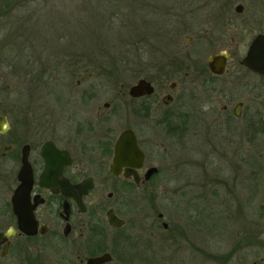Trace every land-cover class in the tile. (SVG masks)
I'll return each mask as SVG.
<instances>
[{"label": "flooded vegetation", "instance_id": "flooded-vegetation-1", "mask_svg": "<svg viewBox=\"0 0 264 264\" xmlns=\"http://www.w3.org/2000/svg\"><path fill=\"white\" fill-rule=\"evenodd\" d=\"M254 6L247 10V0H149L146 29L166 36L175 53L144 63L134 50L128 81L62 68L68 73L37 78L49 101L21 104L16 123L0 112L6 123L0 131V264H88L104 254L109 259L99 264H112L130 247L149 250L159 228L166 230L176 216L161 201L184 191L182 183L172 187L160 163L187 161L190 141L197 156L201 131L214 156H225L232 131L244 138L264 123L227 77L229 51L244 43L247 49L264 35V0ZM185 34L195 51L226 54L220 73L208 68L209 55L202 60L181 52ZM242 56L236 65L264 78L242 66ZM139 80L150 91L131 94ZM125 130L136 152L128 153V164L123 156L114 165L115 141ZM250 235L243 236L245 248L259 249L250 264H264V240ZM246 255L237 264H247Z\"/></svg>", "mask_w": 264, "mask_h": 264}, {"label": "rangeland", "instance_id": "rangeland-1", "mask_svg": "<svg viewBox=\"0 0 264 264\" xmlns=\"http://www.w3.org/2000/svg\"><path fill=\"white\" fill-rule=\"evenodd\" d=\"M146 3L148 0L144 1V6L134 7L131 13L130 6L127 8L122 4L108 30L99 24L94 27L86 20L87 9L81 0H34L21 11L14 12L16 16L5 21L0 29L2 37L3 32L8 33L5 41L7 47L12 48V51L8 49L7 59L0 57V112L6 114L8 122L16 123L17 108L24 106L21 104L33 107L49 101L48 94L41 92L43 87L36 81L39 76L56 74L54 67L49 68L46 63L50 54L60 55L59 64L64 67L79 58L78 52L89 46L91 38H94L95 47H101L106 56L112 57L110 63L118 66H110L106 72L113 67V74L130 80L133 54L128 62L118 57L128 48L130 33L127 32V21L124 22L125 18L121 21L120 17L129 14L126 18L132 20L133 25L134 19L147 20ZM254 7V0H247V10ZM119 28L122 29V38L117 39ZM134 34L132 31V39ZM253 34L254 30L248 32L245 39L248 41ZM186 35L180 42L183 45L181 52L186 51L191 57L202 60L214 52L209 48L195 51L192 44H186ZM166 38L149 35L141 61L145 63L175 53ZM2 47H5L4 43L1 50ZM245 49L246 43L237 51H229L230 72L227 77L232 80V91L264 115V78L249 74L236 65V58L244 55ZM240 134L241 131H232L224 148L226 155L214 156L206 141L208 137L201 131L197 156L191 155L190 141L185 146V150L191 152L185 157L187 161L160 163L162 172H169L172 187L180 183L184 187L180 198L176 193H168L166 200L161 201L165 202L164 209L175 213L176 216H172L174 221L167 220L166 230L159 228L149 250L141 245L130 247L112 264H237L244 253L247 254V264L257 259L255 253L259 249L255 246L245 248L242 239L254 230L253 235L264 240V123L258 131L249 128L244 138H240ZM257 231L260 233L256 235Z\"/></svg>", "mask_w": 264, "mask_h": 264}, {"label": "trees", "instance_id": "trees-1", "mask_svg": "<svg viewBox=\"0 0 264 264\" xmlns=\"http://www.w3.org/2000/svg\"><path fill=\"white\" fill-rule=\"evenodd\" d=\"M31 1H34V0H0V29H3L2 26H4L5 21L12 20L16 16L14 12L21 11ZM81 1L82 3L85 4V7L87 9L86 10L87 11L86 20L89 23H91L94 27H95V24H99L100 27H103V28L105 27V29L108 30L109 29L108 26H110L109 23H111L112 20L116 19L117 10L122 9V4H123V7L126 6L127 8H129L130 6L129 12L131 13L134 11V7L138 5L144 6L145 0H81ZM147 4L148 3H146L145 6H147ZM123 15L124 17H122ZM128 15L129 14L127 13L121 14V17H120L121 21H123L122 18H125L124 22L127 21L125 23L127 24V32L128 33L130 32L128 36L129 42H127L128 48H125V45H124L125 49L118 56L121 58V59L119 58V60H122L123 58L126 62L129 61V57L133 54L134 50L139 51L140 53L143 51L142 49L144 48L145 45H147L148 36L150 35L146 29L145 20L136 21L134 19V25H133V21L130 20L129 18H126ZM123 24L124 23L122 22L121 24L122 29L124 27ZM94 27L93 29H95ZM6 28H8V26ZM121 28L118 29L119 36L117 37V39L122 38ZM132 31H134L135 33L134 39H132V35H131ZM2 35H4V37L0 35L1 36L0 46L4 43L5 47H2V50L0 48V50L2 51V53H0V57L3 59H7L6 57L10 54V52L8 51L11 50L12 48L11 49L8 48L7 47L8 44H6L7 41H5L8 37V33L3 32ZM94 42H95L94 38H91L89 46L86 48L82 47L83 49H81L80 52H78L77 57L79 58L74 59L73 62L67 63L66 65H64V67H62L59 64L61 63L60 62L61 56L56 55L55 53L50 54L49 60H47L46 63L48 66H50L49 68L54 67L55 71L53 70V72H55L56 74L68 73V72H62L60 70L56 71V69H59V68L74 69L76 67L84 68V73H96V74L112 73V71L117 65L110 63V61L112 60V57L109 55L106 56L104 50L101 47H98V46L95 47ZM118 42H123V41H118ZM3 51H5V54H3ZM103 59H105L106 61H104ZM107 59L108 60L110 59V60L107 61ZM79 61H82L81 65ZM110 66H113L114 68L112 67L111 69H109L108 72H106V70L105 71L103 70V69H108ZM114 72H116V70ZM254 232L255 231L252 230L249 232V234H253Z\"/></svg>", "mask_w": 264, "mask_h": 264}, {"label": "water", "instance_id": "water-1", "mask_svg": "<svg viewBox=\"0 0 264 264\" xmlns=\"http://www.w3.org/2000/svg\"><path fill=\"white\" fill-rule=\"evenodd\" d=\"M226 54L225 53H218V54H211L208 56L207 65L211 72L213 73H220L223 69L225 64ZM240 64L244 66L246 69L257 73V74H264V35L258 34L256 35L252 41L249 43L244 55L240 59ZM150 86L147 82L143 80H139L134 86L130 87L129 92L131 94H140L143 92H149ZM5 119L2 115H0V131H2L3 127L5 126ZM135 150L134 140L128 133V131H123L119 134L117 140L115 141L114 146V165L117 164L118 160H121L124 156L125 160L121 163L128 164V153L131 150ZM53 153L59 154L57 150H53ZM26 164V163H25ZM48 165V163H46ZM21 168V171L26 172V180L25 185H29L30 177H29V170L26 169V165ZM150 171H155V168L152 167ZM24 184H19L18 189H20ZM165 227V224H163ZM109 257L107 254L99 256L97 258L88 259V264H99L106 260Z\"/></svg>", "mask_w": 264, "mask_h": 264}]
</instances>
